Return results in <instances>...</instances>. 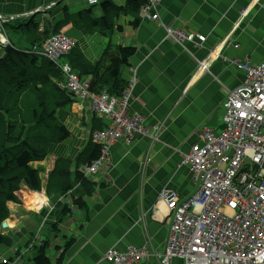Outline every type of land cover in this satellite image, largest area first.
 I'll return each mask as SVG.
<instances>
[{"label":"crops","instance_id":"crops-1","mask_svg":"<svg viewBox=\"0 0 264 264\" xmlns=\"http://www.w3.org/2000/svg\"><path fill=\"white\" fill-rule=\"evenodd\" d=\"M71 2L72 0H0V15L14 16L7 22L12 21V25L15 21L19 26L22 21H29L39 12L40 24L44 26V23L50 24L51 20H56L57 23L64 8L73 12L69 8ZM96 5L98 4L89 5L88 0H77L72 8L77 12L90 10L95 18H99L101 9L98 10ZM159 16L161 22L172 26V29L204 36L206 40L203 48L187 44L189 53H186L178 45L165 39V31L159 25L143 20L135 29L130 26L131 17L119 18L116 32L111 37L114 41L112 44L136 48L131 66L121 70L124 80H129L134 74L138 77L135 91L138 95L131 112L143 114L147 118V124L161 122L164 130L155 142L137 138L129 150L115 147L116 151L110 154L115 186L98 188L95 196L86 200L90 203V213L88 217L83 215V221L75 222L70 217L60 226V235L73 236L77 240L66 254L64 264H107L103 254L111 246L124 250L128 245L140 247L148 242L149 255L163 251L169 220L164 217L165 206L162 203L153 215L158 194L166 186L175 190L183 199L195 192L196 185L189 171L178 167L180 158L183 153H188L191 144L201 140L204 128L215 134L223 130V102L228 92L236 88L244 78V73L227 63L224 58L228 61L247 60L252 65L264 63V0H255V3L250 0H162ZM6 23L2 25L4 34H1L4 36ZM66 27L62 29V33L82 45L89 60L98 61L107 46L106 38L99 34L88 35L86 31H78L73 26ZM225 37H228L232 45L222 47L220 52L213 53L211 59L209 54ZM6 38L9 41L7 36ZM235 45L238 47L234 48ZM207 55L210 65L208 73H204L198 70L196 61L206 60ZM89 108L85 104L82 113L84 121L86 118L92 119L93 113ZM73 133H78V130L74 128ZM66 143L53 145L50 150H61L60 156L65 158V154L61 152L67 150ZM84 145L85 142L76 151V156ZM146 153L151 163L140 177L137 171L141 165L137 161ZM102 172L103 170L100 174ZM80 196L83 195L77 197ZM40 199L42 198H36L35 202H41ZM53 201L55 199L50 201L47 197L42 201L41 207L34 210H31L34 205L29 209H21L22 204H8L10 216L4 234L11 238L12 246L0 248L5 259H10L16 251H21L29 240L36 237L40 227L45 232L41 231L42 239L48 236L55 244H62L49 235L51 224L55 223L59 212L52 211L51 221L42 225V218L49 214L44 209ZM141 264L156 263L154 258L149 257ZM174 264H183V261L174 260Z\"/></svg>","mask_w":264,"mask_h":264},{"label":"built area","instance_id":"built-area-1","mask_svg":"<svg viewBox=\"0 0 264 264\" xmlns=\"http://www.w3.org/2000/svg\"><path fill=\"white\" fill-rule=\"evenodd\" d=\"M145 1L140 18L162 27L167 41L187 53V44L205 42L202 35L172 29L162 23L159 16L162 0ZM88 3L95 5L98 1L88 0ZM9 19L0 15V27ZM0 38L1 46L10 45L6 36ZM64 40L72 42L63 34L53 36L45 43L41 55L51 62L57 61L72 48L65 46ZM227 45L231 46L228 37L215 49ZM214 51L209 54L211 59ZM224 60L242 71L244 78L228 92L223 105V130L215 134L205 129L202 139L180 158L178 167L189 171L196 185L195 192L183 199L175 190L164 187L158 195L169 220L163 251L155 255L158 264H174V260H181L183 264H264V63L252 65L247 60ZM203 63L201 70L207 72L210 64L208 60ZM62 71L72 93H79L81 89L87 93V84H80L68 68H65L67 73ZM135 82L134 74L124 99L109 97L103 92L94 96L98 99L93 98L92 102V112L107 121L105 129L112 130L111 136L118 133L115 138L123 136L126 145L131 144L135 134L146 137L138 132H145L143 116L127 113ZM103 131L94 134L92 139L94 144L104 146L102 151L106 156L107 144L115 138L108 140L109 133ZM105 164L103 159L84 166L82 171L91 175ZM104 258L108 264H139L149 254L145 247L128 246L124 250L112 247L106 250Z\"/></svg>","mask_w":264,"mask_h":264},{"label":"trees","instance_id":"trees-1","mask_svg":"<svg viewBox=\"0 0 264 264\" xmlns=\"http://www.w3.org/2000/svg\"><path fill=\"white\" fill-rule=\"evenodd\" d=\"M145 2V0H126L123 5L119 6L115 0H106L100 4L101 16L99 18H95L90 10L72 14L67 8L63 9L62 16L56 23V30L60 31L71 23L78 31H86L88 35L99 34L109 39L100 59L96 62H92L86 57L82 45L67 36L75 46L63 59L60 58L57 63L51 62L41 55V51L48 39L57 35L56 33L59 31L50 32L46 28L47 31L41 32L40 20L37 19L39 12L35 13L26 25L18 26L14 21V25H17L22 31L25 29L28 32L27 39L30 47L22 50L10 42L8 47L2 49L4 54L0 56V248L12 246L11 238L3 233L4 229L1 226L10 216L8 204L20 205L17 198L19 186L25 184L31 191L40 192L41 190L39 170H36L32 163L44 161L51 148V146L49 147L51 139L55 141L53 145H57L68 142L72 137L66 126L59 124L54 118L57 113L66 115L71 109L75 97V94L68 88L67 78L63 74L62 67L66 66L82 85L87 84L88 86L90 82H93L92 95L105 92L109 97H120L122 92L127 87L129 88L134 77L124 80L121 70L126 66H131V60L136 55V48L124 45L115 46L110 43V39L122 16L131 17L130 26L135 29L138 27L139 22L143 21L139 17V12L141 7L146 4ZM48 27L51 28L50 24ZM135 76L137 77V74ZM86 79L88 80L82 81ZM133 102H129L127 110L129 116L137 114L131 112ZM94 114L92 115L94 125L90 132H87L88 138H91L93 131L101 132L107 127V121L94 116ZM138 114L143 116L144 125H146L147 118L141 113ZM160 124L161 122H158L154 125L160 126ZM163 130L162 127L160 133L152 135L153 138L158 140V135H161ZM139 138L141 137L139 136ZM143 138L148 139L151 143L155 142L152 141L153 138L147 136ZM136 139L132 140L131 144H123L122 147L126 150L131 149ZM107 146L109 147L108 144ZM103 147V145H97L88 140L77 159L62 158L54 163L47 179L46 190H44L50 201L54 200L51 196H54L55 199L63 197V201L59 202L62 209L59 208L55 223L50 227L56 232L51 234L53 239H58L61 233L60 226L70 219L73 212L77 211L82 214L81 218L76 220L78 222L85 219L83 215L89 216L90 203L86 200L94 197L98 188L108 189L111 185L115 186L113 184L115 179L111 174V156L102 167L101 174L98 172L91 177H86L80 173L81 166H89L97 162ZM137 163L141 165L139 170L137 169V173L141 177L145 174L151 159L147 157L146 153L138 159ZM76 188L82 191L83 196L80 198L76 197L80 195L78 193L76 195ZM157 201L153 206V214ZM41 229L40 227L35 238L26 243L27 246H30L34 239L42 236ZM44 238L46 239L41 240L40 246L35 248L37 253L34 258L30 257L31 259L28 261L25 260L27 263L64 264L66 254L77 241L75 237L66 235L62 237V244H55L54 240L48 241L47 237ZM148 245V242H144L137 248L145 247L148 252ZM48 249H56L53 260L47 256ZM24 250L18 253L21 254ZM105 253L106 250L103 258ZM155 255L152 253L149 257L154 258L155 263L158 264ZM20 262L19 259L15 263L14 256L5 259L0 252V264H20Z\"/></svg>","mask_w":264,"mask_h":264},{"label":"rangeland","instance_id":"rangeland-1","mask_svg":"<svg viewBox=\"0 0 264 264\" xmlns=\"http://www.w3.org/2000/svg\"><path fill=\"white\" fill-rule=\"evenodd\" d=\"M126 0H115V3L117 4V5H120L121 3H124ZM75 2H77V0H72V2L69 4V8L71 9V10H73V12H71L72 14L74 13V14H76L77 13V11L75 10V9H73L72 8V5H73V3H75ZM102 2H104V0H102ZM102 2H99V4L98 5H96V8L98 9V10H100V4L102 3ZM70 11V10H69ZM76 12V13H75ZM38 15V14H37ZM48 15H53L52 13H48ZM36 16V15H35ZM6 17H14V16H12V15H7ZM123 17V16H122ZM37 19H39V18H37ZM36 19V20H37ZM41 19V18H40ZM10 20H12V19H9L8 21H10ZM24 20V19H23ZM27 22H28V20L26 19V20H24V21H22V23H21V25L22 24H27ZM45 25L43 26L42 24H41V32H45V31H47V30H45L46 28H48V31H50V32H52V31H59V30H56V27H57V24H56V20L55 21H53V20H51V22H50V27L51 28H49L48 27V23H44ZM53 24V25H52ZM117 24H118V22H117ZM117 24H116V26H117ZM72 27L73 25L70 23V24H67V27L68 28H70V26ZM17 25H14V24H12L11 25V23H9L8 24V26L7 27H5V30H6V36L8 37V39H9V41L11 42V43H13V44H15L17 47H19L20 49H28L30 46H28L29 45V41H28V32L24 29V31H22L18 26L16 27ZM14 27H16V29H14ZM66 27V26H65ZM66 27V28H67ZM2 27H0V34L1 33H3V28L1 29ZM73 28V27H72ZM63 29V28H62ZM60 30L59 32H57L56 34L57 35H59V34H63L64 33V31L63 30ZM163 29V28H162ZM164 29L165 30H167L168 28L166 27V26H164ZM77 30V29H76ZM63 32V33H62ZM116 32V29L114 30V33ZM64 35V34H63ZM0 36H3V35H0ZM55 36V35H54ZM91 36H94V35H91ZM57 37H60V36H57ZM64 37H65V35H64ZM51 38H53V37H50L49 39H48V41L51 39ZM48 41L46 42V43H48ZM109 41V39H106V43ZM114 41H113V39H110V43H113ZM65 46H69V49L71 48V46L73 47V46H75V44L73 43V42H71V43H66V41L64 40L63 42H62ZM0 44L1 45H3L2 44V39L0 38ZM203 44H204V42L203 43H195V44H192L194 47H196V48H203L202 46H203ZM0 45V56H2L3 54H4V51L2 52V49L4 48L3 46H1ZM231 45H232V43H231ZM115 46H120V45H115ZM227 46H230V45H227ZM106 47V46H105ZM104 47V48H105ZM95 48V47H94ZM217 51L218 50H215L214 51V53H217ZM40 52V51H39ZM38 52V53H39ZM58 54V52H56V55ZM61 54V52H59V55ZM69 53H64V54H62L61 55V59H63L64 58V56H67ZM206 54H208V52L206 53ZM209 55H207V57H208ZM206 57V58H207ZM60 58L57 60V61H52V62H54V63H57L59 60H60ZM210 58L208 57L206 60H209ZM204 61V60H203ZM203 61H196L197 62V65L199 66V68H198V70H201V67L204 65V63H203ZM208 64V63H207ZM63 68V70H64V72H68V71H65V68H67L66 66H63L62 67ZM202 71V70H201ZM202 72H204V71H202ZM205 73V72H204ZM206 73H208V72H206ZM136 77V76H135ZM134 78V77H133ZM88 79H86V80H82V81H87ZM137 85H138V79H137V77H136V85H135V87H134V90H133V94H134V99L132 98L131 100H130V102H133V100L135 101L136 99H137V95L138 94H135L134 92L136 91V89H137ZM85 87H87V93H85L84 92V90L85 89H81V91L79 92V93H74L75 94V97L73 98V102H72V106H71V108L72 109H69L68 110V112H70V113H67L66 115H64V114H60V113H57L55 116H54V118L55 119H57V121H58V123L59 124H61V125H64V126H66V128L68 129V130H70L69 132H70V134H72V137H71V139H70V141L68 142V143H66V145H67V150L66 151H62L61 152V154H65V159H71V160H74V159H77L78 157L75 155V153H76V151H79L78 149H79V147L82 145V143L83 142H85L86 143V141H88V140H90V142H92L93 143V140H94V137H93V139H92V136L94 135V134H96V133H100L99 131H93L91 134V138H88L87 137V131L88 130H90L92 127H93V118L91 119V117H90V120L88 119V118H86L85 119V121H84V119H83V115H82V113H83V109H84V106H85V104H87L90 108H89V110L92 112V108H91V106H92V102H93V98L94 99H98V98H96V97H94V96H97V95H92V93L91 92H89V85L88 86H85ZM76 88V87H75ZM128 88V87H127ZM127 88L122 92V94H121V96L120 97H118V99H124L125 98V92L127 91ZM98 104H101L100 103V101H98L97 102ZM225 104V101L223 102V105ZM85 109H86V107H85ZM221 109H222V103H221ZM93 113V112H92ZM86 114L87 115H89V113L87 112V110H86ZM94 114V113H93ZM95 116H97L96 115V113L94 114ZM57 116V117H56ZM74 119H76V121H73ZM89 125V126H88ZM57 126V125H56ZM162 126H163V124L161 123L160 124V126H158L157 128H156V125H154V123H149V124H146V125H144V127H145V132L144 133H141L140 131H138L141 135H145V136H148V137H151L153 134H157V133H160V128H162ZM28 127V126H27ZM77 129L78 130V133H73V129ZM103 132H108L109 133V136H108V134H107V139L109 140V139H112V138H115V137H117V135H118V133H115V134H113L112 136L110 135V133L112 132V130H110V129H105ZM125 133L127 134L128 133V130H125ZM139 138V136H136V134L135 135H133V140H135L136 138ZM106 138H105V140H106ZM141 138H143L142 136H141ZM50 144H49V147L51 146L52 147V145L55 143V141H53V139H51V141L49 142ZM107 143V142H106ZM123 144H126V141L124 140V138H123V136H120V137H118V138H115L114 139V142H109V147H107V155L105 156L104 155V152L101 150V156L99 157V159L97 160V162L99 161H101V162H103V159H105V162L107 163L108 161V159H110L109 158V156H110V154H112V152L114 151H116V150H114L115 149V147L117 148L118 146L119 147H122L123 146ZM60 149H64V148H60ZM113 149V150H112ZM60 151L61 150H59V149H56V148H54L53 149V151H49L48 153H47V155H46V158L44 159V161H42V162H33L32 163V166L36 169V170H39L38 171V177H39V180H40V185H41V190H40V192H35V191H31V190H29L27 187H26V185L25 184H21L20 186H19V188H18V192H17V198H18V201H19V203L20 204H22V208L21 209H26V208H28L29 209V207L31 206V205H34V207H31L32 209L31 210H34V209H36V208H39V207H41V205H42V201H44V200H46L47 199V195H46V193H45V191L44 190H46V186H47V179H48V176H49V174H50V172H51V170H52V167L54 166V163L58 160V159H62L64 156H60ZM57 156H60V157H57ZM103 167V166H102ZM102 167H98L95 171H94V169H93V171L94 172H92V174L90 175V174H86L85 172H83L82 170H83V166H81V168H79L81 171H80V173H82V174H84L86 177H91L92 175H95L96 173H98V172H101L102 171ZM48 187H49V185H48ZM75 193V192H74ZM81 194L82 193V191L81 190H79V189H77L76 188V195H78V194ZM75 195V194H74ZM39 197H41L42 199H40L39 201H41V202H35L36 201V198H39ZM77 197V196H76ZM51 198H54L55 199V197L54 196H51ZM37 201H38V199H37ZM63 201V197H57L56 199H55V201H53V202H51V205L50 206H48V207H46L45 209H44V211H46V210H48L49 211V214L48 215H44V218H42V225H43V223H47V221L48 220H50L51 221V219L53 218V214L51 213L52 211H54V210H56V212H58V211H60V209H62V206L60 205V203L59 202H62ZM25 207V208H24ZM60 208V209H59ZM9 210H10V208H9ZM47 212V211H46ZM50 214L52 215V216H50ZM81 216H82V214H80L79 212H77V211H75V212H73L72 213V215H71V218L74 220V221H76L77 219H79V218H81ZM5 222H7V220L5 221ZM53 224V223H52ZM69 225V224H68ZM5 231V230H4ZM40 231H43V233H45L44 232V230H43V228L40 230ZM3 232V231H2ZM4 233V232H3ZM47 233H48V230H47ZM54 233H56L55 232V230L54 229H49V235L50 234H54ZM44 237H46V236H44ZM48 237V236H47ZM62 237H63V235H59L58 236V240L61 242V243H63V240H62ZM49 239H48V241H50V239H51V237H48ZM44 239H46V238H44ZM43 239V240H44ZM41 240H42V238H41V236L39 237V238H37V239H34V241H33V243H31L30 244V246H27V244L25 245L26 247H28V248H26L25 246H24V248H22V250L23 249H25L21 254H19L18 252L19 251H16V253H14L13 254V256L15 257V263H17L18 262V260L20 259V264H26L27 262L26 261H28L29 259H31L30 257H33L34 258V256L36 255V253H37V250L35 249V248H38V246H40V242H41ZM112 247H114V248H116L115 246H111V247H109V248H107L106 250H108V249H110V248H112ZM118 249V248H117ZM55 254H56V249H54V250H52V249H48L47 250V256L50 258V259H54V256H55ZM22 256H23V258H22ZM26 260V261H25ZM25 261V262H24ZM142 263V261L140 262V264Z\"/></svg>","mask_w":264,"mask_h":264},{"label":"clouds","instance_id":"clouds-1","mask_svg":"<svg viewBox=\"0 0 264 264\" xmlns=\"http://www.w3.org/2000/svg\"><path fill=\"white\" fill-rule=\"evenodd\" d=\"M250 2H251V3H252V2L255 3V0H250ZM225 38H226V37H225ZM225 38H224V39H225ZM224 39H223V40H224ZM236 46H237V45H235L234 48H237V47H238V46H237V47H236ZM216 47H217V45L213 48V50H218L217 52H220L222 48L219 50V48L215 49ZM224 47H229V46H224ZM212 58H213V57H212ZM207 72H208V71H207ZM205 129H207V128H204L203 131H204ZM208 130H209V129H208ZM202 134H203V132H202ZM200 139H202V135H201V138H200ZM191 145H193V144H191ZM191 145H190V147H191ZM189 151H190V148H189ZM189 151H188V153H189ZM186 154H187V152H186V153H183V155H186ZM185 199H186V198H185ZM160 203H161V202H160ZM160 203H159V200H158V201H157V204H156V206H155L154 214H155V211L158 210V207H159V204H160ZM154 214H153V215H154ZM164 214H165V209H164ZM164 217H165V219H167L166 216H164ZM167 220H168V219H167ZM142 262H144V261H142ZM139 264H140V263H139Z\"/></svg>","mask_w":264,"mask_h":264},{"label":"water","instance_id":"water-1","mask_svg":"<svg viewBox=\"0 0 264 264\" xmlns=\"http://www.w3.org/2000/svg\"><path fill=\"white\" fill-rule=\"evenodd\" d=\"M92 88H93V82H90V84H89V92H92ZM6 227H7V223L3 222L1 228L5 229Z\"/></svg>","mask_w":264,"mask_h":264}]
</instances>
